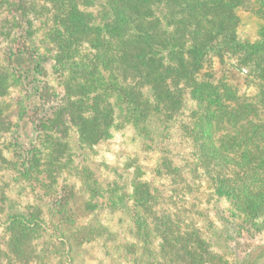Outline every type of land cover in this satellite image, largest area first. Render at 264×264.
I'll return each instance as SVG.
<instances>
[{"label": "trees", "instance_id": "16d2710c", "mask_svg": "<svg viewBox=\"0 0 264 264\" xmlns=\"http://www.w3.org/2000/svg\"><path fill=\"white\" fill-rule=\"evenodd\" d=\"M248 1L43 0L44 40L59 44L50 58L41 49L34 3L0 0V8L8 5L13 21L11 36L0 33L6 62L0 64V96L10 86L20 85L24 91L9 113L0 108V120H21L29 133L26 150L13 146L14 165L40 183L47 197L64 169L59 162L60 148L66 150L62 141L69 142L71 136L73 153L86 156L111 136L117 125L113 109L119 106L124 125L137 127V135L152 149L159 147L149 141L152 133L168 134L175 122L181 123L194 164L189 163L186 179L183 169L160 154L155 174L167 177L166 187L190 193L204 178L218 200L222 194L238 196L245 186L253 195L263 193L255 202L252 198V210L258 214L264 207V0H253L252 9L261 15L252 21L241 14ZM249 23L254 28L247 30ZM89 42L95 43L91 60L88 52L75 58L77 48L85 49ZM52 60L50 69L58 75L54 81L48 68ZM236 76H243L247 84L243 91L233 82ZM110 98L116 101L113 107ZM186 105L183 121L179 116ZM17 133L18 147L23 132ZM159 149L161 153L167 146ZM115 169L119 173V167ZM122 169L116 176L123 177V183L112 182L110 192L120 205L129 208L130 203L137 222L142 209L152 215L155 205L173 199L141 176L140 164ZM259 171L261 178L251 180L249 174ZM86 189L83 184L81 191ZM68 192L64 186L55 192L57 199L48 202L50 219L69 217ZM8 220L0 234V243H5L0 259L6 264H34L35 254L32 257L28 246L45 220L34 210L27 216L15 210ZM262 250L264 244L255 246L243 264H254Z\"/></svg>", "mask_w": 264, "mask_h": 264}, {"label": "rangeland", "instance_id": "374dc122", "mask_svg": "<svg viewBox=\"0 0 264 264\" xmlns=\"http://www.w3.org/2000/svg\"><path fill=\"white\" fill-rule=\"evenodd\" d=\"M30 1L34 3L33 15L39 40L40 31L43 37L40 40L42 52L52 58L59 44L44 40L46 14L43 7L46 4L43 0ZM252 2L249 0L241 10L248 21L256 20L261 15V12L256 13L252 9ZM7 6L0 8L3 18L0 20V33L11 36L13 21ZM88 10L93 14L97 12L94 7ZM246 28L253 29L254 25L249 23ZM94 45L89 42L85 49L77 48L79 52L75 53V58L88 52L90 61L91 54L95 53ZM4 46V39L0 38V64L6 63L3 59ZM72 46L70 49L74 50ZM67 54L71 57L69 51ZM52 65L53 60L48 68L54 81L58 75L54 69H50ZM233 82L240 91L247 86L243 76H236ZM23 96L20 85L10 86L0 96V108H8L4 112L9 113L13 103ZM109 102L113 107L116 101L110 98ZM113 110L117 125L112 129L111 136L90 148L86 156L73 153L75 147L71 136L69 142L62 141L66 150L64 152L60 148L63 155H60L59 162L64 169L55 179L52 189L62 191L65 186L69 191V217L60 214L52 219L48 202L55 201L57 193L53 191L44 197L45 188L30 180L24 170L14 165V157L11 158L13 146L19 151L28 148L24 145L29 134L27 125L14 117L0 120V234L6 231L8 219L15 210H23L26 216L29 211H38L46 224H42L38 238L28 246L30 251H34V264H243V259L255 246L264 244V207L258 214L252 210V198L255 202L263 198V193L253 195L243 186L238 196L222 194L217 200L215 191L204 178L200 184L191 186L190 193L180 187V190L172 191L171 187H166L167 177L155 174V163L160 154H165L183 169V177L189 179L188 166L189 163L194 164V155L181 123L175 122L168 134L150 135L149 141L156 142L159 147L167 146L160 153L159 147L149 148L142 141L137 135V127L124 125V113L119 106ZM183 111L179 117L186 121L188 105ZM17 131L23 132L18 147L15 141ZM22 153L17 154L21 156ZM137 163L142 168L140 172L143 178L153 181L156 186L164 188L165 193L173 196V199L162 200L161 205H155L152 215L142 209L138 222L132 215L130 203H126L128 197L124 203L129 208L120 205L110 192L112 182L123 183V177L119 179L116 176L123 174L122 168ZM115 167H119L117 174L114 173ZM261 172L250 173L251 180H259ZM83 184L87 188L85 193L81 191ZM30 224L39 227L32 221ZM0 246H5L3 239ZM0 264H6L2 257ZM254 264H264V250Z\"/></svg>", "mask_w": 264, "mask_h": 264}]
</instances>
